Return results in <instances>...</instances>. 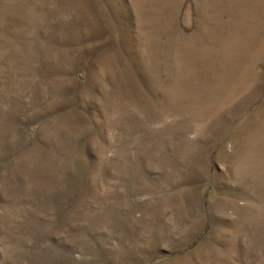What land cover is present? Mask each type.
<instances>
[{
    "label": "rangeland",
    "instance_id": "374dc122",
    "mask_svg": "<svg viewBox=\"0 0 264 264\" xmlns=\"http://www.w3.org/2000/svg\"><path fill=\"white\" fill-rule=\"evenodd\" d=\"M0 264H264V0H0Z\"/></svg>",
    "mask_w": 264,
    "mask_h": 264
}]
</instances>
